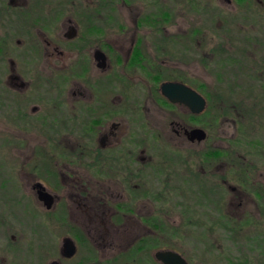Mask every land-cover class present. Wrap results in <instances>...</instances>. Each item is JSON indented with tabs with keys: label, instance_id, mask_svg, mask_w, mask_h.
I'll return each mask as SVG.
<instances>
[{
	"label": "flooded vegetation",
	"instance_id": "flooded-vegetation-1",
	"mask_svg": "<svg viewBox=\"0 0 264 264\" xmlns=\"http://www.w3.org/2000/svg\"><path fill=\"white\" fill-rule=\"evenodd\" d=\"M125 2L0 0V264H246L204 243L230 239L212 232L233 218L218 193L246 200L233 135L215 140L237 107L223 79L205 90L197 31L132 9L130 24H108Z\"/></svg>",
	"mask_w": 264,
	"mask_h": 264
},
{
	"label": "rangeland",
	"instance_id": "rangeland-1",
	"mask_svg": "<svg viewBox=\"0 0 264 264\" xmlns=\"http://www.w3.org/2000/svg\"><path fill=\"white\" fill-rule=\"evenodd\" d=\"M112 8L108 24H130L132 9L140 10L138 16L152 12L153 24L197 31L188 36L202 59L205 90L212 89V78L223 79L217 89L226 92L224 104L235 103L237 107L225 112L224 117L220 115L223 123L219 124V138L215 140L226 143V138L233 135L230 147L235 154L242 155L236 157L231 167L235 170H231L234 183H241L239 172H246V200L241 204L230 205L226 190L218 193L220 215L226 212L233 218L224 226H228L225 230L212 232L229 233L230 239L218 236L216 241L206 240L205 248L224 250L233 261L246 257V264H264V0H126L121 8L115 4ZM239 26L246 28L238 29ZM238 35L241 43H233L231 36ZM245 35L246 42L242 41ZM209 100L212 103V98ZM214 133L209 130L204 148L214 145ZM209 201L210 198H202V208L211 207ZM203 212L212 214L209 209ZM171 229L188 233L184 225H172ZM209 258L203 264H217V257Z\"/></svg>",
	"mask_w": 264,
	"mask_h": 264
},
{
	"label": "water",
	"instance_id": "water-1",
	"mask_svg": "<svg viewBox=\"0 0 264 264\" xmlns=\"http://www.w3.org/2000/svg\"><path fill=\"white\" fill-rule=\"evenodd\" d=\"M176 86L177 85H175L174 83H168V82L163 83L162 87H161L162 88V92L164 94H166L168 97H170L172 100L181 99V100L185 101L192 108H193V103H194L193 99L195 97H197L198 100L196 102H197L198 106L196 108L194 107V109H200L201 107H203L204 99L201 96L196 95L194 91H192L191 89H189L187 87L186 88L183 87V89L181 88L183 90L182 91L183 92L182 96L173 95L172 93H170V88H173V87H176Z\"/></svg>",
	"mask_w": 264,
	"mask_h": 264
}]
</instances>
